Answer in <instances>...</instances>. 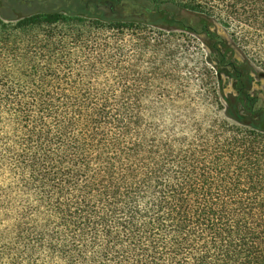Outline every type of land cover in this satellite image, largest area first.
<instances>
[{"label": "trees", "instance_id": "trees-1", "mask_svg": "<svg viewBox=\"0 0 264 264\" xmlns=\"http://www.w3.org/2000/svg\"><path fill=\"white\" fill-rule=\"evenodd\" d=\"M122 1L0 13V264H264V0ZM162 22L226 68L245 64L216 24L245 41L229 107L186 83Z\"/></svg>", "mask_w": 264, "mask_h": 264}, {"label": "rangeland", "instance_id": "rangeland-1", "mask_svg": "<svg viewBox=\"0 0 264 264\" xmlns=\"http://www.w3.org/2000/svg\"><path fill=\"white\" fill-rule=\"evenodd\" d=\"M26 1V0H24ZM31 1V2H30ZM28 0L21 4L18 9V3L11 0H0V13L4 19H16L29 15L32 12L47 11L51 8V5L56 0ZM145 2L146 0H140ZM134 0H123L122 4L127 5L126 15L131 16L132 12L137 11L136 7L131 6ZM114 11H96L93 9L85 8V12L89 14H97L99 16L105 15L108 17H113L119 14L118 5L113 4ZM21 8V9H20ZM116 8V10H115ZM75 10V9H73ZM178 18L183 20L191 29L195 31H201L202 27V17L196 14H192L187 11H179ZM139 16L141 19L150 22L151 18L148 13L142 12ZM162 27L169 33H173L176 39V43L182 48V54L180 55V69L186 83L192 84L196 90H200L205 87H218L222 85L225 87V97L218 96V102H221L224 108L229 107V101H231L232 96H235L236 92L234 90V85L236 84V71H242L246 69V43L238 38H233V30H227L221 25L216 24L218 32L227 39L229 42L231 51L227 55V60H235L238 64H245L237 69L226 68L219 62L218 55H212L209 51L210 46L213 42L210 41L204 34H192L189 31L177 29V24L162 22ZM255 72L252 73L253 85L252 93L254 96H258L264 100V68L258 66L256 63L253 64ZM217 76L221 79L219 84ZM225 114V110L222 112ZM229 117L236 118V114L230 110L226 112Z\"/></svg>", "mask_w": 264, "mask_h": 264}, {"label": "water", "instance_id": "water-1", "mask_svg": "<svg viewBox=\"0 0 264 264\" xmlns=\"http://www.w3.org/2000/svg\"><path fill=\"white\" fill-rule=\"evenodd\" d=\"M261 76L264 77V74H262Z\"/></svg>", "mask_w": 264, "mask_h": 264}]
</instances>
